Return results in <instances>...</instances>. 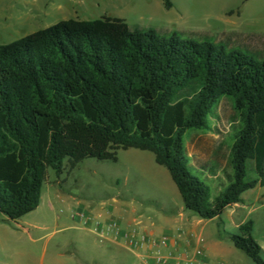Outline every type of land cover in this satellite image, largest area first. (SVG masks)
Instances as JSON below:
<instances>
[{"label":"trees","instance_id":"obj_1","mask_svg":"<svg viewBox=\"0 0 264 264\" xmlns=\"http://www.w3.org/2000/svg\"><path fill=\"white\" fill-rule=\"evenodd\" d=\"M239 48L110 18L61 22L0 46V216L16 224L37 211L48 170L60 179L66 162L116 164L129 150L152 154L202 221L242 204L264 188V50ZM200 135L217 148L200 141L190 152ZM210 181L219 182L214 197ZM253 232L248 221L219 240L264 264Z\"/></svg>","mask_w":264,"mask_h":264},{"label":"rangeland","instance_id":"obj_2","mask_svg":"<svg viewBox=\"0 0 264 264\" xmlns=\"http://www.w3.org/2000/svg\"><path fill=\"white\" fill-rule=\"evenodd\" d=\"M169 4L168 10L164 0H0V46L61 22L110 18L123 20L131 29H154L165 38L194 42L209 38L236 49L264 50V0H169ZM191 136L189 132L184 137L185 150ZM210 138L196 136L189 151L200 141L204 148L215 150L217 144ZM117 158L116 164L86 160L75 169L66 162L60 179L48 170L37 211L16 224L0 216V264H117L124 252L101 243L77 220L79 213L116 222L122 229L133 224L131 229L159 232L154 240L163 250L169 221L191 214L152 154L120 151ZM218 183L207 182L213 197L219 193ZM257 197L256 189L242 200L248 204L247 219L254 222L253 237L263 247L264 206L249 207ZM194 220L192 234L202 239L208 264H251L230 240H219L220 234H238L229 211L212 222ZM129 264L142 262L130 258Z\"/></svg>","mask_w":264,"mask_h":264},{"label":"crops","instance_id":"obj_3","mask_svg":"<svg viewBox=\"0 0 264 264\" xmlns=\"http://www.w3.org/2000/svg\"><path fill=\"white\" fill-rule=\"evenodd\" d=\"M257 190H259V197H257V199H255L254 202L249 206L251 208H255L256 206H264V188L262 189L258 188ZM246 205L248 204H246V201L243 200L242 204L235 205L226 211V213L229 211L230 219L233 222V226L237 230L239 229L240 226H242L246 222L252 221V220H248L247 219L248 215H245L244 213V209ZM185 217L186 216L184 214H180L179 219H172L169 221L171 230L166 231L164 233L163 235L164 243L162 244L163 250H160V253L164 257L163 258L164 262L162 264H191L192 261L196 258L198 252H201L203 254V261L205 262V264H208V261L204 257L205 250L202 247L203 244L202 239L197 238L195 235L192 234L193 224L195 223L194 219H199V218L194 216L193 214H191L190 216L191 218L186 219ZM240 217H242V220L239 219ZM106 222L110 223L112 221L106 220ZM120 226L122 227V225ZM132 226L134 225L131 224L128 226V228L126 227L124 229H127L128 231L136 230V229H131ZM138 231H140L142 234L147 235L151 240H154L159 233L155 231L148 232V230L147 231L144 230V232H142L141 230ZM175 232L179 235H176ZM262 241L264 242V236L262 237ZM261 248L264 253V246ZM120 255H122L121 256L122 258L119 260V262H117V264H129L130 258L137 259L141 261L142 264H157L153 260H149L148 262L144 261L140 257L141 254L138 253L134 254V253L124 252ZM170 255L172 256V259L169 258Z\"/></svg>","mask_w":264,"mask_h":264},{"label":"built area","instance_id":"obj_4","mask_svg":"<svg viewBox=\"0 0 264 264\" xmlns=\"http://www.w3.org/2000/svg\"><path fill=\"white\" fill-rule=\"evenodd\" d=\"M77 220L80 223L83 222L85 228L92 235L99 238L101 243L113 245L118 253H138L141 254L140 257L144 261L153 260L157 264L164 262V257L159 251L160 243L151 240L147 235L142 234L138 230L128 231L127 229H122L120 224L116 222H102L97 217L83 213L78 214ZM98 247L100 248V246ZM169 258L172 259V256L170 255ZM193 262L195 264H205L203 254L198 252Z\"/></svg>","mask_w":264,"mask_h":264}]
</instances>
